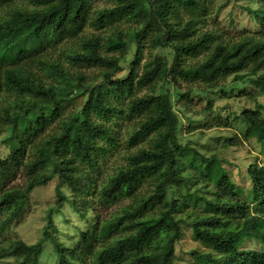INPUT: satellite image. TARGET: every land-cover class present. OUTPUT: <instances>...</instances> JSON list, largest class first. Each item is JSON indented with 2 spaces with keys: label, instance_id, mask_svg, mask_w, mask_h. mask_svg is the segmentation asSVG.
Segmentation results:
<instances>
[{
  "label": "trees",
  "instance_id": "obj_1",
  "mask_svg": "<svg viewBox=\"0 0 264 264\" xmlns=\"http://www.w3.org/2000/svg\"><path fill=\"white\" fill-rule=\"evenodd\" d=\"M26 1L35 7L0 0V139L10 148L0 158V213H7L1 234L22 218L37 189L54 181L57 187L41 240L28 244L16 236L0 247V259L39 264L50 242L55 264H175L184 231L174 191L190 184L180 161L189 152L203 165L217 163L209 180L226 201L190 222L209 250L193 255L207 264H264L260 108L242 113L245 138L260 143L247 168L251 195L243 200L221 160L190 151L175 134L166 140L168 128L158 120L165 86L187 101L198 87L226 96L227 82L249 73L264 91V0L246 7L255 31L242 32L219 22L215 0H114L101 9L93 0ZM158 50H169L171 61ZM125 120L134 121L127 142L137 149L128 147L106 168ZM66 207L89 220L72 234V246L52 233ZM246 241L261 249L242 248Z\"/></svg>",
  "mask_w": 264,
  "mask_h": 264
},
{
  "label": "rangeland",
  "instance_id": "obj_2",
  "mask_svg": "<svg viewBox=\"0 0 264 264\" xmlns=\"http://www.w3.org/2000/svg\"><path fill=\"white\" fill-rule=\"evenodd\" d=\"M114 3V0L92 1L95 9L109 7ZM19 4L24 8L35 7L26 0H19ZM254 4L253 0H215L217 11L220 9L218 20L231 32L255 31V24L245 11L247 6H254ZM207 24L208 28L212 29L215 28L216 22L209 20ZM156 54L165 56L169 61L172 59L169 50L162 52L158 50ZM147 57L146 52L141 67L145 64ZM253 79L254 77L250 76L249 73L242 74L239 78H231L225 88L226 96H224L225 94L221 89L206 92L202 91V87H198L192 94L191 101H187L180 97L176 98L174 90L169 86H165L163 92L158 94L160 96L158 120L168 128L165 139L172 141L175 134L178 142L189 148L190 151L198 152L206 158L216 156L221 160L224 169L238 186L237 200H243L251 195L247 168L255 162L256 157L259 155L260 145L256 137L253 140L245 138L248 128L244 123L243 110L260 108L261 117L264 120V91L252 82ZM148 93L149 91L145 89L141 90L139 95L143 96ZM259 93H263V95L255 98L254 96ZM74 109L75 104H72L68 111ZM133 125L134 121H119V147L116 154L110 158L107 166H105L106 168L115 162L122 161V157L129 150L128 147L131 148L130 151L137 149V147L129 146L127 142V133ZM255 129L256 131L259 130L257 126ZM227 140H232L228 146L226 145ZM8 153H10V148L4 143V137H2L0 139V158H5ZM193 155L194 153L185 152L180 157L181 172L184 176L190 178V184L188 187H176L174 191V196L180 204L177 217L181 220L184 231L183 239L176 246L175 264H207L204 260L193 255V252L202 254L209 250L197 239L190 222L200 216L213 215L216 209L211 211L208 208L209 205L217 204L221 200L225 201L224 196L209 180L211 173L217 174V163L206 166ZM260 159V161L264 160V158ZM20 183L22 182L18 180L16 184ZM56 187L57 182L54 181L33 193L22 218L15 223L11 230L3 234L0 232V247L10 245L12 239L16 236L28 244H37L41 240L43 237L42 231L46 224L45 214L53 206ZM200 201H203L205 205ZM64 213L65 217L59 216L56 219L55 224L58 230L52 233H55L66 246H72L74 243L72 234L77 233L78 229H83L89 220H82L79 215L67 207ZM6 216V212L0 213V223ZM225 222V226L234 227L230 219L225 220ZM225 226L223 225L222 228H225ZM217 230L222 229L217 228ZM256 245V242L246 241L245 246L242 248L261 249L259 245L258 247ZM56 257L52 244L45 242L44 250L39 257V264H55ZM16 263L17 260L0 259V264ZM222 264L229 263L223 262Z\"/></svg>",
  "mask_w": 264,
  "mask_h": 264
}]
</instances>
